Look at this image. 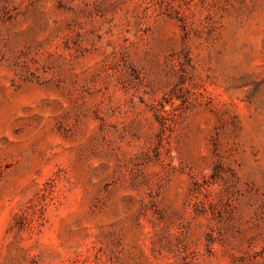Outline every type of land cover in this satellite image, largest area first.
I'll use <instances>...</instances> for the list:
<instances>
[{"label": "rangeland", "instance_id": "374dc122", "mask_svg": "<svg viewBox=\"0 0 264 264\" xmlns=\"http://www.w3.org/2000/svg\"><path fill=\"white\" fill-rule=\"evenodd\" d=\"M0 264H264V0H0Z\"/></svg>", "mask_w": 264, "mask_h": 264}]
</instances>
